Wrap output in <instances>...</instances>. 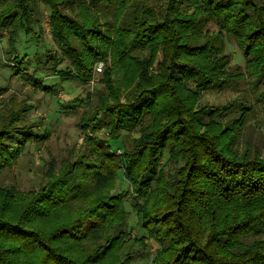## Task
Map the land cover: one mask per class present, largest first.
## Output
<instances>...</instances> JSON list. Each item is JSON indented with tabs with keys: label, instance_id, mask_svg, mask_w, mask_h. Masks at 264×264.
I'll return each instance as SVG.
<instances>
[{
	"label": "trees",
	"instance_id": "1",
	"mask_svg": "<svg viewBox=\"0 0 264 264\" xmlns=\"http://www.w3.org/2000/svg\"><path fill=\"white\" fill-rule=\"evenodd\" d=\"M44 14L58 53L46 50L40 67L35 54L20 78L55 96L38 74L85 85L102 62L99 87L77 103L86 127L108 136L85 137L83 152L57 170L51 161L25 194L0 185V264H130L149 257L132 251L145 240L149 264H264V154L248 139L236 148L256 109L264 120V0H0L6 55L29 57L19 38L37 44ZM240 84L255 110L246 93L200 104ZM24 106L0 104V175L15 164L17 135L36 138L17 127ZM118 173L128 193H114ZM128 194L139 239L124 229Z\"/></svg>",
	"mask_w": 264,
	"mask_h": 264
},
{
	"label": "rangeland",
	"instance_id": "2",
	"mask_svg": "<svg viewBox=\"0 0 264 264\" xmlns=\"http://www.w3.org/2000/svg\"><path fill=\"white\" fill-rule=\"evenodd\" d=\"M41 26L43 31L38 34L40 38L37 44L32 37L22 35L19 38L16 47L17 53L21 56L26 55L29 57L21 58L18 62L15 61L16 58L13 55L5 54L6 40L4 36L0 37V104L3 103L8 108L13 107L15 109L21 103L25 105L24 107L27 111L23 114V120L17 124V127L25 126L36 136L30 141H25V138L17 135V141H20L21 145L14 144V147H19L15 164L10 170H5L0 175V185L10 186L18 193L24 194L39 186L42 176L49 168L51 161L54 162V167L57 170L62 161H72L74 156L83 152L85 137L90 136L105 140L108 136V132L104 129L92 130L91 124V127L88 125L86 127V124L81 120L85 108H82L77 103V100L84 101L87 93H91L95 88L99 87L98 80L104 72L102 62L94 66L92 79L85 85L78 84L76 81L60 82L56 77L45 75L40 77L41 74H38L40 85L47 87L55 85V90L53 89L55 96H52L51 93L46 94L40 91L41 86L35 85L37 87L34 88L30 81L26 82L20 78L19 73L26 71L30 74L33 70L34 61L37 60L36 57H33L35 54L41 55L38 61L40 67L46 50H51V54H56L55 52L58 51L50 39L45 14L41 20ZM226 52L230 57L231 65H238L243 69L242 52L231 40H228L226 44ZM99 65L101 70L97 71ZM61 69H63V66H61ZM245 93L250 95L249 101L255 107V110L257 107L253 101L251 102L252 95L246 84L218 91L204 92L201 96L200 104L224 105L230 100L240 99ZM68 106H72V108H68ZM256 110L254 119L247 122L246 125L250 127L248 136H245L244 131L240 133L236 148L240 151L244 147L245 139H248L250 143L258 142L261 152L264 154V136L259 140L257 139L258 132H264V120L261 112L258 109ZM117 151H120V149L115 150L116 155H118ZM128 192L127 182L118 173L114 193L124 194ZM134 200L135 198H132L131 195H127L124 206L128 212V217L124 229L129 233L130 237L139 239L145 237V234L139 228L136 216L131 209ZM12 210H15V205ZM144 244V249L139 245H135L132 251H140L143 255L148 253L149 257L137 256L130 264H149V258L155 253V245L148 240H145Z\"/></svg>",
	"mask_w": 264,
	"mask_h": 264
},
{
	"label": "built area",
	"instance_id": "3",
	"mask_svg": "<svg viewBox=\"0 0 264 264\" xmlns=\"http://www.w3.org/2000/svg\"><path fill=\"white\" fill-rule=\"evenodd\" d=\"M101 70V67H100V65L97 67V71H100ZM120 153V151H117V154H119Z\"/></svg>",
	"mask_w": 264,
	"mask_h": 264
}]
</instances>
